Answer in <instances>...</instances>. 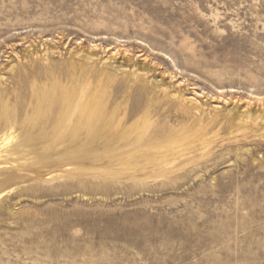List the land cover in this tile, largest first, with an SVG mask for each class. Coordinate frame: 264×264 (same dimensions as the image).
<instances>
[{"label":"rangeland","instance_id":"374dc122","mask_svg":"<svg viewBox=\"0 0 264 264\" xmlns=\"http://www.w3.org/2000/svg\"><path fill=\"white\" fill-rule=\"evenodd\" d=\"M0 264H264V0H0Z\"/></svg>","mask_w":264,"mask_h":264},{"label":"bare ground","instance_id":"6f19581e","mask_svg":"<svg viewBox=\"0 0 264 264\" xmlns=\"http://www.w3.org/2000/svg\"><path fill=\"white\" fill-rule=\"evenodd\" d=\"M73 91L66 93L67 110L63 113L60 120L51 128L48 136L50 139L60 140L62 143H66L68 146L76 148L94 147L95 145L101 146L107 153H112L114 149L120 148V145L126 147H135L142 144L143 135L145 132H136L133 137H128L129 134L124 133H109L111 128L107 125L102 127L96 126V120L98 116H94L91 107L79 103L74 105L71 111V102L73 98ZM191 100V99H190ZM79 108L78 113H74ZM132 115V113L130 114ZM73 116V120H72ZM75 120V121H74ZM43 135L45 133H42ZM121 143V144H120ZM148 143H150L148 141ZM147 143V144H148Z\"/></svg>","mask_w":264,"mask_h":264}]
</instances>
